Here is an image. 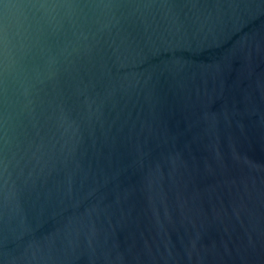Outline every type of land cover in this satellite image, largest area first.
Masks as SVG:
<instances>
[{
  "label": "water",
  "instance_id": "water-1",
  "mask_svg": "<svg viewBox=\"0 0 264 264\" xmlns=\"http://www.w3.org/2000/svg\"><path fill=\"white\" fill-rule=\"evenodd\" d=\"M0 264H264V0H0Z\"/></svg>",
  "mask_w": 264,
  "mask_h": 264
}]
</instances>
